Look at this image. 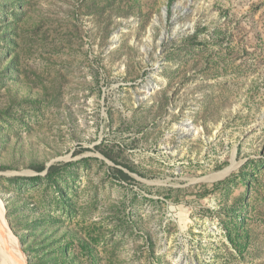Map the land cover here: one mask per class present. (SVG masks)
<instances>
[{
  "label": "rangeland",
  "instance_id": "obj_1",
  "mask_svg": "<svg viewBox=\"0 0 264 264\" xmlns=\"http://www.w3.org/2000/svg\"><path fill=\"white\" fill-rule=\"evenodd\" d=\"M0 211L26 264H264V0H0Z\"/></svg>",
  "mask_w": 264,
  "mask_h": 264
},
{
  "label": "bare ground",
  "instance_id": "obj_2",
  "mask_svg": "<svg viewBox=\"0 0 264 264\" xmlns=\"http://www.w3.org/2000/svg\"><path fill=\"white\" fill-rule=\"evenodd\" d=\"M230 170H231V167H229V168L225 169L224 171H222L221 173H219L218 176H223L224 174L228 173ZM2 227L4 228L5 226H4V220H3V217H2L1 211H0V237L3 238L4 247L6 249V254H4V255L1 254L0 261L2 259H5V258H10L11 262L9 264H20V262L17 260V257L14 258L12 256V250H14L15 254H17V251L19 252V255L21 258V264H24L25 260L23 258L22 253L20 252V249L18 247L16 240L12 236H9L6 232L2 233L1 232V230L3 231ZM8 238H10L11 242L9 241Z\"/></svg>",
  "mask_w": 264,
  "mask_h": 264
},
{
  "label": "water",
  "instance_id": "obj_3",
  "mask_svg": "<svg viewBox=\"0 0 264 264\" xmlns=\"http://www.w3.org/2000/svg\"><path fill=\"white\" fill-rule=\"evenodd\" d=\"M24 264H26V263L24 262Z\"/></svg>",
  "mask_w": 264,
  "mask_h": 264
}]
</instances>
